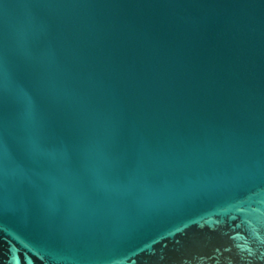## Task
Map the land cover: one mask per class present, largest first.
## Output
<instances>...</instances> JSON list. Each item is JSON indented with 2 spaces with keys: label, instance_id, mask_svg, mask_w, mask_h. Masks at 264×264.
Here are the masks:
<instances>
[{
  "label": "water",
  "instance_id": "95a60500",
  "mask_svg": "<svg viewBox=\"0 0 264 264\" xmlns=\"http://www.w3.org/2000/svg\"><path fill=\"white\" fill-rule=\"evenodd\" d=\"M0 264H264V0H0Z\"/></svg>",
  "mask_w": 264,
  "mask_h": 264
}]
</instances>
